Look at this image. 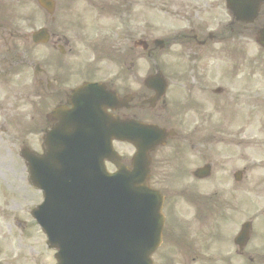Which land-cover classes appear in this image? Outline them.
<instances>
[{
  "label": "flooded vegetation",
  "instance_id": "flooded-vegetation-1",
  "mask_svg": "<svg viewBox=\"0 0 264 264\" xmlns=\"http://www.w3.org/2000/svg\"><path fill=\"white\" fill-rule=\"evenodd\" d=\"M54 1V10L50 13L39 8L36 0H0V133L16 132L15 140H21L23 146L35 141L33 146L38 153L44 151L45 138L51 139L48 142L51 147L60 124L64 133L95 129V124L88 127L83 123L84 107H80L81 103H76L80 101L74 99V92L78 88L93 83L102 84L104 88L101 94L107 95L109 99L106 106L96 109L99 130L100 119L104 116L122 122L168 125V117L164 112L167 111L169 100L176 102L178 107L190 108V127L191 130L194 128L189 137L178 132L169 139V143H173L179 151L184 149L186 142L195 153L205 149L204 145L211 142L205 123L209 124L211 118L206 116L203 119L199 108H222L226 102L223 97L230 94L228 84L214 88L208 81L215 74L221 76L222 80L230 70L234 76L240 70L235 67H210L211 57L239 48L238 43L244 39L256 41L258 33L264 29V0L247 2L249 6L259 7L250 24L241 23L230 13L228 5L236 7L230 3L233 0H221V5L207 0L206 5L210 10L224 9L228 20L209 39L197 29H192L183 36L167 41V47L174 43L180 44L178 48L185 49L182 45L188 44L194 54H201L192 60L194 65L188 70V78L185 73L178 74L177 70L171 74L179 76L173 81L181 88L175 89L169 99L172 84L166 97L150 90L146 84L150 75L148 61L157 53L148 30L149 6L153 0ZM238 4L244 5V2L239 1ZM36 7L40 13H37ZM242 17L253 16L244 14ZM36 27L45 28V44L31 41ZM245 30L253 36H246ZM238 54L239 61H243L244 52ZM158 71L169 76L171 69L163 66L151 74ZM188 79L190 84L187 83ZM239 93L240 89L233 96ZM248 95L257 103L255 95H250L249 91L246 93ZM82 96L89 97V94L85 92ZM242 97H245L243 91L233 98L238 102V98ZM73 110H77L78 114L70 113ZM177 117L181 123V114ZM16 118L27 119L28 124H17ZM160 151L157 149L153 153L151 182L166 193L168 217L162 245L165 248L161 252L160 248L159 255L156 254L157 264H246V250L259 240L262 232L260 228L256 232L255 218V228L248 239L247 248H240L236 243L239 228L243 224L244 204V197L238 196L237 189L243 181L236 184L234 174L231 180L227 170H222L221 183L224 189L220 213L177 211L180 203L175 188L186 187L185 184L190 180L187 187L193 194V188L208 180L195 179L196 169H188L186 164L181 163L180 152L176 161L164 165L159 156ZM230 184L235 188H228ZM209 198L212 200V197ZM184 205L189 203L184 202ZM196 213L205 217H199ZM210 214L218 218L209 221L206 216ZM178 216H183V219L180 220ZM177 231L181 237L177 236ZM199 237V247L193 249ZM251 250L255 255L256 251L253 248ZM247 264H264V261L251 258Z\"/></svg>",
  "mask_w": 264,
  "mask_h": 264
},
{
  "label": "rangeland",
  "instance_id": "rangeland-1",
  "mask_svg": "<svg viewBox=\"0 0 264 264\" xmlns=\"http://www.w3.org/2000/svg\"><path fill=\"white\" fill-rule=\"evenodd\" d=\"M169 1L170 0H162L160 4L167 5ZM213 1L214 3H219L221 5V0ZM164 9L169 10L167 7H164ZM175 10L180 12L182 17H173L169 13L163 11L158 13L157 16L155 11H150L148 19L153 21L155 24L160 23L159 27L154 26L157 31H160V33L155 32V28L153 27L149 28V33L152 32L155 37H161L164 36V34L168 36L173 35L172 33L169 34L168 31L172 29L171 31L177 32L187 28L188 22L186 19L193 20L197 24L204 23L206 28L213 30L226 19L224 17V12L221 11V9H206L205 0H189L180 2L179 9ZM246 51L250 54L244 60V64L239 71L240 78L237 76V82L232 84L229 83V85H233L231 87L232 92L229 97H232V94H236L238 89H240L239 94L243 91V94L245 95V97H242V99H245L243 101V110L239 107L229 106L228 111L230 112V115L228 116L227 112H223L222 108L220 111L217 110L215 114H212V108L208 107L206 109V113H210L212 119L209 126H206L209 136L212 138L208 153H200L195 157H193L190 152L185 154L187 162L191 164L192 162H195L196 167L203 165L205 162L213 163L215 172L213 183L205 184V187L200 188L201 191L208 192L209 194L211 192H220L222 190V185L220 186L219 184L220 178L223 176V169L227 170L229 179L235 171L245 170L246 179L245 182H243L237 189L239 191L238 196L241 197L243 195L244 197L242 209L244 221L252 219L256 215H260L257 222L262 230V235L259 237V241L254 244V247H259L263 250L264 207L263 205L257 206L256 202L260 201L258 199L259 197H264V167H262L264 166V107H260V104L253 106L252 103L254 100L250 99L249 95L246 96V93L249 91L250 95H255V99L259 95L264 98V89H262L264 85V55L254 44H249ZM259 54H262V58H260V60L255 58L252 61V57H257ZM160 56L164 58L166 67L174 68V70L178 71V74L185 73L186 78H188V70L194 65L192 60L199 58L201 54L195 52V55H193V52L191 53L188 49L174 48V51L171 52L170 56H168V53ZM217 57L219 59L213 57L210 67H214L216 65H219V67H226L225 64L230 62L227 57ZM177 77L179 76H176V78ZM220 79L221 76L215 74L212 76V80L208 81V84H212V87L224 84V82H221ZM248 80H253V82L251 83ZM187 83L190 84L189 79L187 80ZM237 95L233 97H236ZM239 113H241V115ZM248 118L250 119L249 122ZM181 129L184 133H188L189 123L184 122L183 125H181ZM1 133L0 185L2 193L0 196H8V199H5L4 197L5 200H0V237L3 241V249L7 250L13 246L16 249H19L20 252L22 251L28 254V257L31 259L30 264H45L48 259L47 256L43 257L42 254H40L39 235L36 236L35 248L31 238L24 239L16 230H13L12 233L9 232L8 227H10L11 224L16 223L13 221L14 216L12 219H9L6 216H12L13 212L25 214L29 208H34V206L40 201V197L37 194L30 195V197L29 192V194L26 193L27 198L20 200L22 187H26V184L21 182V180L24 181L26 173L19 168L21 165L16 161L19 140H15L16 132L13 136L9 134V132ZM120 151L129 152V148H120ZM228 188L235 187L230 184ZM200 190L197 189V191ZM12 196L19 200H13ZM218 198L220 200L221 195H219ZM11 200L12 202H10ZM1 215L5 218H2ZM31 248L37 253L34 254V257L29 256V250ZM5 258L6 256L2 259ZM33 258L35 261H33ZM22 262L27 264L23 260Z\"/></svg>",
  "mask_w": 264,
  "mask_h": 264
},
{
  "label": "water",
  "instance_id": "water-1",
  "mask_svg": "<svg viewBox=\"0 0 264 264\" xmlns=\"http://www.w3.org/2000/svg\"><path fill=\"white\" fill-rule=\"evenodd\" d=\"M131 140L140 148L150 142ZM98 141L88 150L93 141L69 139L54 154L61 165L42 176V183L51 177L52 185L42 184L46 202L34 215L60 250V264H149L146 229L157 238L161 205L140 178L141 153L133 171L108 175V148Z\"/></svg>",
  "mask_w": 264,
  "mask_h": 264
}]
</instances>
